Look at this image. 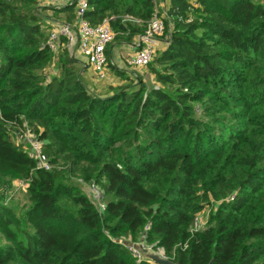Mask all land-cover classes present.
Wrapping results in <instances>:
<instances>
[{
	"label": "trees",
	"instance_id": "16d2710c",
	"mask_svg": "<svg viewBox=\"0 0 264 264\" xmlns=\"http://www.w3.org/2000/svg\"><path fill=\"white\" fill-rule=\"evenodd\" d=\"M37 1L0 0V264H149L123 245L140 240L176 264H264V1L86 0L115 41L165 4L150 85L111 66L121 83L101 94L63 41L50 50ZM25 130L51 170L11 139ZM16 179L21 209L6 204Z\"/></svg>",
	"mask_w": 264,
	"mask_h": 264
},
{
	"label": "built area",
	"instance_id": "2783aa9c",
	"mask_svg": "<svg viewBox=\"0 0 264 264\" xmlns=\"http://www.w3.org/2000/svg\"><path fill=\"white\" fill-rule=\"evenodd\" d=\"M38 7L58 8L64 5H73L75 8L76 19L73 23H59L48 30L47 45L51 51L55 52L59 48L60 42L62 47H67L73 51H77L80 56L86 59V65L92 70L97 81H103L107 77V57L106 49L113 43L115 33L113 32L109 21L104 20L100 24L92 26L84 19V13L87 11L86 0H38ZM133 20L132 18H126ZM165 4L159 1L155 5L154 13L147 22L143 32L138 35L134 54L126 60L127 65L132 69H144L152 61L161 37L165 30ZM134 21V20H133ZM137 22V21H135ZM16 145L20 146L28 156L36 163L37 169L45 171L51 170L52 166L47 157L42 152V142L39 136L29 130H25L23 134L16 140ZM79 183H83L79 180ZM89 187L90 196L98 206L99 211L105 209L104 196L101 189L94 183L86 184ZM13 187L21 189L24 192L28 186L26 180L13 181ZM234 195L227 198L232 201ZM205 224L204 216L197 215L193 220L192 231L200 230ZM150 229V223H147L143 232ZM127 251L130 253L135 262L147 260L149 264H157L146 257V254H155L162 259L164 256L162 249L154 247L143 240L137 243L123 242Z\"/></svg>",
	"mask_w": 264,
	"mask_h": 264
},
{
	"label": "rangeland",
	"instance_id": "374dc122",
	"mask_svg": "<svg viewBox=\"0 0 264 264\" xmlns=\"http://www.w3.org/2000/svg\"><path fill=\"white\" fill-rule=\"evenodd\" d=\"M50 8V7H49ZM49 8H46L45 11H42L40 13V17L42 19V23L45 27H47V31L49 28H51V24H54L55 19L58 20L57 18L54 17V15H47L46 11L49 10ZM50 17V19L48 18ZM58 22H62L61 20H58ZM138 37H134L132 40L130 41H126V40H120V41H113V44L111 47L109 46L107 48L108 50V54H106L107 57V77L106 79H104L103 81H97L95 79V76L93 77V75L90 73V70L88 69L87 74H84V77L86 76V82L93 88V91L96 94H101L104 93L108 88L116 86L118 84L121 83V80L115 75V73L112 71V67L111 66H115L118 67L120 69H130L129 66L126 63L125 57H127V54H133L132 52V45L135 44L137 42ZM162 41L164 39V37H161ZM111 49V51H110ZM111 52L112 57L110 59L109 53ZM122 52H124V57L121 55ZM114 54L115 56L117 55L118 58H114ZM79 60H81L84 64H86V59L83 56L78 55ZM130 71L141 75L144 80L146 81V83L148 85H150L151 81H152V76L147 72V69H130ZM92 77V79H91ZM11 139L15 140L14 143L16 144V139L11 135ZM18 180H22V179H16L14 180V182H17ZM82 188L84 190H86V192L88 194H90L89 191V187L86 184H82ZM16 209H21L22 207H24L26 205V199H25V192L21 189H17L16 187H13V189L11 190V194L9 195L8 200L6 201V204H8ZM202 215V214H201ZM205 217V216H204Z\"/></svg>",
	"mask_w": 264,
	"mask_h": 264
},
{
	"label": "crops",
	"instance_id": "0c3cea01",
	"mask_svg": "<svg viewBox=\"0 0 264 264\" xmlns=\"http://www.w3.org/2000/svg\"><path fill=\"white\" fill-rule=\"evenodd\" d=\"M260 1H264V0H260ZM54 9H56V8H49V10L46 11V12H47L46 14H47L48 16H49V15H54L55 18H57L58 20H61L62 22H58V20L55 19L54 24H51V25H50L51 27L54 26V25H56V24H59V23H63V22H65L64 14L61 13V12H57V11L54 10ZM48 18L50 19V17H48ZM136 40H137V39H136ZM136 43H137V42H136ZM136 43L133 44V45L131 46V47H132V52H133V54H134V51H135ZM112 45H114V44L112 43V44L110 45V47H111ZM158 48H159V49L162 48V44H161V42L159 43ZM110 51H111V49H110ZM110 51H109V52H110ZM133 54H127V53H126L127 57H125V59L130 58ZM73 55H75V56L78 58V55H80V54H79L77 51H73ZM112 55H113V54H111V52H110V53H109L110 59H111ZM121 55L123 56V55H124V52H122ZM115 57L118 58L117 55L115 56V54H114V58H115ZM123 57H124V56H123ZM116 58H115V59H116ZM78 59H79V58H78ZM79 61L81 62L82 67H83V69H82V71H81L83 81H84V83H85L89 88H91V89L93 90V88H92V87L86 82V76L84 77V74H85V73L87 74L86 71H88V69L90 70V73L93 75V77H94V74H93L92 70L90 69V67H88V65L84 64L81 60H79ZM91 79H92V77H91Z\"/></svg>",
	"mask_w": 264,
	"mask_h": 264
},
{
	"label": "water",
	"instance_id": "95a60500",
	"mask_svg": "<svg viewBox=\"0 0 264 264\" xmlns=\"http://www.w3.org/2000/svg\"><path fill=\"white\" fill-rule=\"evenodd\" d=\"M146 257L151 259L153 262L157 264H176L168 259H162L158 255H155V254H150V255L146 254Z\"/></svg>",
	"mask_w": 264,
	"mask_h": 264
}]
</instances>
